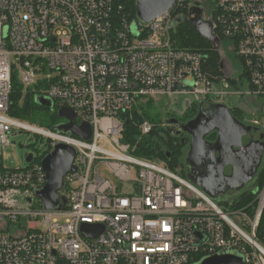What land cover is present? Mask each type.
Masks as SVG:
<instances>
[{"label":"built area","instance_id":"obj_1","mask_svg":"<svg viewBox=\"0 0 264 264\" xmlns=\"http://www.w3.org/2000/svg\"><path fill=\"white\" fill-rule=\"evenodd\" d=\"M188 1L175 0L170 11L139 24L121 0H0V264H191L195 255L225 250L242 255L244 264H264V184L252 179L228 192L227 213L178 170L136 156L122 140L123 113L139 102L184 96L187 109L200 101L227 105L231 94L264 98V0H208L215 47L238 60L221 58L234 84L229 75L210 80L203 53L174 46L178 11ZM17 75L24 88L39 85L37 95L52 109L68 107L77 124L89 123L90 139L12 117ZM153 127L148 119L137 124L140 135ZM20 130L47 137L46 149L25 167L7 169L2 151ZM57 142L75 148L76 170L59 190L64 208L46 211L34 191L46 183L41 160ZM101 164L117 184L101 176ZM243 191L254 200L235 204ZM21 217L29 218L28 228ZM84 223L103 230L86 237Z\"/></svg>","mask_w":264,"mask_h":264},{"label":"water","instance_id":"obj_2","mask_svg":"<svg viewBox=\"0 0 264 264\" xmlns=\"http://www.w3.org/2000/svg\"><path fill=\"white\" fill-rule=\"evenodd\" d=\"M133 1L139 24L150 23L170 11L175 4V0ZM187 18L202 37L214 45L219 43V39L212 32L209 16L203 17L200 7L191 5ZM183 19V15L179 16L176 23ZM220 66L223 70L222 62ZM184 84L188 86L192 84V80L186 79ZM35 102L45 107L53 106L51 100L40 95L35 96ZM57 116L64 118L65 122L54 124L51 129L85 140L90 139V124H77L76 114L72 109L61 107L57 110ZM167 123L166 130L172 137L179 138L183 134L189 136L184 157L186 177L214 201H219L222 195L230 191L242 190L256 176L264 152V133L259 127L245 124L234 117L227 105L200 101L194 118L186 123L169 118ZM212 133H216V138L208 141L207 136ZM19 147L23 145L19 144ZM75 155L76 150L72 145L57 142L43 156L41 165L46 175V183L34 193L44 210L58 211L64 208L65 198L60 196L59 190L65 187V175L76 170L73 163ZM32 157V154H28L26 161L31 162ZM81 230L86 237H95L102 232L103 226L84 223ZM195 264H244V259L239 253L225 250L204 256Z\"/></svg>","mask_w":264,"mask_h":264},{"label":"trees","instance_id":"obj_3","mask_svg":"<svg viewBox=\"0 0 264 264\" xmlns=\"http://www.w3.org/2000/svg\"><path fill=\"white\" fill-rule=\"evenodd\" d=\"M123 4V10L128 13L130 19H136V11L133 0H121ZM188 4L181 8L178 12H181L184 19L182 22L177 23L175 31L172 34V41L175 47L179 49H187L192 51H199L206 56L205 64L203 65V71L207 74L210 80L214 79L218 81L223 75V70L220 66L221 54L215 45L202 37L194 27L191 25L187 18ZM177 13V11H175ZM224 44V42H223ZM230 84H234V81L230 77L227 78ZM39 93V85H33L24 88L17 80L16 77L12 78V91L10 94V109L9 114L21 121H30L42 123L43 120L38 117L41 113H45L50 121V127H52L55 121L58 119L56 116L57 106L54 107V112H50V107L39 105L35 102V96ZM157 105L152 100H148L145 103H138L133 106L129 112L123 113L124 126L122 131V140L129 143L134 147L133 153L136 156L164 163L169 169L175 170L179 165H183L181 158L184 154V147L188 144L189 137H172L166 130V128L159 127L156 122L161 121L162 112H153L157 109ZM197 105L190 113H185L187 118L194 116ZM232 115L237 119L242 116V110L239 107H229ZM170 113L167 112V115ZM143 119H148L154 123L152 131L146 135H140L137 129V124ZM210 138H215V134H211ZM47 151L46 153H48ZM45 153V154H46ZM181 171V170H180ZM182 175H186L185 167L180 172ZM256 183L258 188H261L264 184V163L259 171H257ZM256 194L252 191H243L240 193L239 198L242 199L241 204L253 201ZM240 205V204H239ZM264 229V218L262 217L259 224V231ZM202 258V255H195L191 264L197 263Z\"/></svg>","mask_w":264,"mask_h":264},{"label":"rangeland","instance_id":"obj_4","mask_svg":"<svg viewBox=\"0 0 264 264\" xmlns=\"http://www.w3.org/2000/svg\"><path fill=\"white\" fill-rule=\"evenodd\" d=\"M205 1L206 0H189L188 2L190 4L198 3L201 6L203 5L202 6L203 9L205 8L207 12H210V5L207 4V2ZM225 47H226V44H225ZM219 52L221 54V58L223 57L230 58L233 63H235L236 65L238 64V60L234 57L232 53H229L227 48L222 47V49L219 50ZM223 72H224L223 75L220 78H218V82H220V80L223 77H225V75L232 76L230 78L233 81L234 74L230 72V68H227L224 65ZM16 78L18 80V75ZM226 87L229 91L236 90V88L231 85H226ZM244 90H245V85H239L238 91L242 93L244 92ZM183 98L184 96H179L175 98L174 103H170L171 102L170 99H164L161 101L154 102L155 105H157L158 107H156L157 109H154L153 112H157V111L162 112L161 121L156 122V124L159 125V127L163 126V123L165 122L166 118H169V116L171 115L184 116L185 113H190L192 109H194V106L197 105L196 103H192L191 106L185 109L183 105V101H182ZM142 103H145V101H143ZM226 104L228 107H239L242 110V116H240V119L238 120H240L241 122L245 124H250V125L259 127L262 131H264V98L263 97H248L243 94H237V95L231 94L226 98ZM197 109H198V105L196 107V112H197ZM167 112H169L170 114L167 115ZM38 117L41 118V120H43L41 124L38 122H30V121H25V123L33 125V126H37L43 129H51L50 127L51 123L48 119V116H46L44 112L41 113V115L39 114ZM62 121L65 122V119L59 118V122H62ZM153 126H155L154 123H153ZM13 141H15V144L7 145L2 151V157H1L2 164L7 169H17V168L25 167L27 165L26 156L28 154H32L33 156H36V157L43 155L46 149L47 137L42 136V135H37L36 133L32 131L20 130L18 133H15L14 135L10 137V142L12 143ZM19 144H22L23 147H19ZM186 149H187V145L186 147H184V154L181 158V161L184 164V166L179 165L175 169V170H178L179 172H181L182 168L184 169V167H185V171L187 172V168L184 162ZM263 163L264 161L261 162V166ZM261 166L259 167V169L261 168ZM98 172L101 174V176H103L105 179L110 181L112 184L115 185L118 183V181L114 178V175L112 174V172L107 168L105 164H101L98 167ZM256 176L254 177L252 181L256 180ZM252 181L250 183H252ZM255 184L257 185V183ZM122 187H126V186L122 185ZM238 198H239V195H238ZM231 201H232L231 196H229L228 194H225V195H222L219 201H216V202L219 204V206L222 209L225 210V212L228 213V212H231V210L233 209V205ZM241 201L242 199L239 198V200H234V203L241 205ZM38 204L39 202H37L36 200L35 205H38ZM19 224L21 227L28 228L29 218L21 217L19 220Z\"/></svg>","mask_w":264,"mask_h":264},{"label":"flooded vegetation","instance_id":"obj_5","mask_svg":"<svg viewBox=\"0 0 264 264\" xmlns=\"http://www.w3.org/2000/svg\"><path fill=\"white\" fill-rule=\"evenodd\" d=\"M205 2H207V4H209V2H208V0H206ZM191 5H196V6H198V7H200L201 9H202V12H203V17H208L209 16V12H207V10L204 8L203 9V5L201 6L200 4H198V3H195V4H191ZM52 110V111H51ZM51 110H50V112L52 113V112H54V109H52L51 108ZM197 111H198V109H197ZM196 115V114H195ZM194 115V116H195ZM56 116H57V111H56ZM194 116H192V117H190V118H187V116H169V118H176L180 123H186L187 121H189V120H191L192 118H194ZM57 120L55 121V123L54 124H58V123H60L59 122V117L57 116ZM63 122V121H62ZM263 133H264V131H263ZM212 134H215V138H216V133H212ZM211 135V134H210ZM210 135H208L207 136V140L208 141H214L215 140V138H213V139H211L210 138ZM184 138V137H189L188 135H186V134H183V135H181L179 138ZM264 141V140H263ZM264 161V152H263V157H262V162Z\"/></svg>","mask_w":264,"mask_h":264},{"label":"bare ground","instance_id":"obj_6","mask_svg":"<svg viewBox=\"0 0 264 264\" xmlns=\"http://www.w3.org/2000/svg\"><path fill=\"white\" fill-rule=\"evenodd\" d=\"M223 45H225V43H224ZM218 50H219V49H218Z\"/></svg>","mask_w":264,"mask_h":264}]
</instances>
